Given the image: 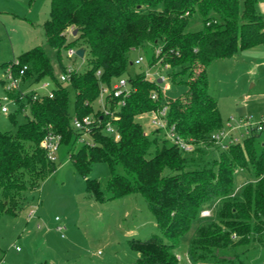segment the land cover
I'll return each mask as SVG.
<instances>
[{"label":"trees","instance_id":"16d2710c","mask_svg":"<svg viewBox=\"0 0 264 264\" xmlns=\"http://www.w3.org/2000/svg\"><path fill=\"white\" fill-rule=\"evenodd\" d=\"M256 4L257 0H50L42 30L62 73H67L62 49L88 51L86 71L71 70L65 82L74 90L79 119L94 113L102 87L111 88L124 76L133 50L158 47L160 54L154 61L169 68L187 67V91L174 100L160 93L156 81L143 76L130 79V94L120 98L123 104L115 112L119 140L104 135L102 126L109 117L98 109L96 116L102 118L90 132L93 144L81 145L69 158L76 172L86 178L85 192L98 203L133 193L146 201L160 236L129 241L137 253L135 264H179L175 250L193 225L188 243L192 264H243L254 243L264 248V151L257 156L253 150L259 133L247 136L243 145L236 142L219 153V148L213 150L210 137L222 130L223 123L217 102L209 94L207 75L214 61L264 45V16ZM193 16H198L201 27L189 31ZM16 59L15 73L26 68L23 85L48 78L55 89L50 97L36 100L31 99L32 93L24 98L17 92L8 94L18 103V112L29 110V118L15 132L0 131V214L9 215H16L19 196L28 185L38 187L56 168L40 146L44 136L58 134L60 145L65 141L73 146L82 135L72 126L67 89L55 76L49 55L36 46ZM175 79L173 74L170 81ZM153 93L156 100L151 99ZM116 101L106 95L108 112L116 110ZM163 106L178 134L193 141L191 153L181 152L166 140L158 147L137 121L140 114ZM95 162L106 163L110 170L103 190L97 179H87ZM117 166L124 175L115 173ZM244 172L247 178L237 187V177ZM213 205L217 206L213 215L200 216Z\"/></svg>","mask_w":264,"mask_h":264},{"label":"rangeland","instance_id":"374dc122","mask_svg":"<svg viewBox=\"0 0 264 264\" xmlns=\"http://www.w3.org/2000/svg\"><path fill=\"white\" fill-rule=\"evenodd\" d=\"M49 9L50 0H0V66L5 62L14 61L24 51L41 46L51 59L55 76L59 78L64 74L57 65L55 51L44 41L42 24L49 18ZM256 9L264 16V0H257ZM190 22L189 31L201 27L198 16H193ZM67 35L70 36V33ZM260 48L264 50V45L258 49ZM72 49L75 51L78 48ZM68 50H61V62L66 72L68 69L78 73L85 72L88 68V51L86 50L80 58L76 55L68 56ZM159 52L160 48L152 49L150 46L131 51L122 79L127 82V87H130L129 80L138 76L149 77L156 82L163 78L164 81L158 84V88L164 97L169 100L183 97L187 91V67L169 68L160 60L154 61ZM251 52L252 50H243L232 58L216 60L207 69L208 91L217 102L224 132L228 130V122L232 127L245 120L254 125L259 115L264 113V54ZM138 57H141L142 61L137 65L134 61ZM173 74L176 75L174 82L170 81ZM4 75V69L0 67V107L7 108L5 113L0 111V131L15 132L17 125L25 123L29 118V110L26 108L18 112V103L12 100L3 101L6 95ZM44 82H48L49 87L46 90H38ZM61 84L67 89V109L72 121L76 118L75 93L67 83ZM20 89L24 92L35 90L39 97H50L49 93L55 89V84L46 78L38 84H22ZM102 90L104 91V88L100 89V94L94 102V113L85 116L91 120L101 119L96 116L98 109L102 114L108 109L105 106L106 95L102 94ZM117 119L118 116L111 120ZM136 119L145 134L155 138L160 147L165 141L163 134L157 131L150 134L153 131L147 115L140 114ZM254 133L250 130V135ZM118 134L120 136L119 131ZM82 135L81 142L77 139L73 146H69L65 141V145H60L54 172L38 187L28 185L26 191L20 194L19 205L15 208L16 215L0 214V264H135L137 253L130 248L129 241L160 236L146 201L139 193L107 203H98L87 195L86 178L76 172L69 159L71 153L77 152L81 145L93 144L90 134ZM229 138L236 139L243 145L247 136L243 134L242 129L234 128L228 133L226 140ZM212 148L214 151L218 149L214 144ZM253 150L257 156L264 151V132L253 139ZM220 151L222 150L218 149L217 153ZM115 173L124 175L119 166L115 168ZM110 175L106 163L95 162L87 179H97L103 190ZM241 176L247 178L245 172L238 175L237 187L242 182ZM216 208L217 206L213 205L208 209L210 216ZM30 210H34L32 217H29ZM55 218L58 220L55 221ZM57 226L62 227V231H57ZM194 227L195 225L183 236L175 250L179 264H192L188 257V243ZM252 247L255 249L249 253L243 264H264V248L259 247L257 243Z\"/></svg>","mask_w":264,"mask_h":264},{"label":"built area","instance_id":"2783aa9c","mask_svg":"<svg viewBox=\"0 0 264 264\" xmlns=\"http://www.w3.org/2000/svg\"><path fill=\"white\" fill-rule=\"evenodd\" d=\"M67 53H68V56L75 55V51L73 49H69ZM141 61H142V58L138 57L134 61V64L138 65L141 63ZM17 65H18V60L15 59L14 61H12L10 65L3 68L4 74H5L4 77L6 81L4 85V90L6 92V95L3 97V101L7 102V101L12 100V102L16 103L15 99L11 98L8 95L11 92H17L21 98H24L26 93H32V97H31L32 100H36L37 98H40L39 96H37L35 90L24 92L20 89V86L23 84L22 76L24 75V71L26 68L22 67L17 73H15L14 69L17 67ZM70 71L71 69H68L67 73L61 74L59 76V81L61 83L62 82L65 83L67 81L68 73ZM145 79L151 81L149 77ZM160 80L161 82L164 81L163 78ZM48 87H49V83L44 82L39 86L38 90H46ZM103 88H104V91L102 90L103 91L102 94L110 95L113 99H117V104H116L117 107H120L123 104V100L120 98H125L126 96L130 94V91H131V87H127V82L124 79H122V77L116 79L112 83L111 88L102 87V89ZM166 88L167 87H164V89ZM51 94H52V91L49 93V95ZM151 99L156 100L157 94L153 93L151 95ZM0 111L2 113H5L7 112V108L2 106L0 107ZM116 111L117 110H114V112H111V111L108 112V110L106 109V111H104L103 113L105 116L109 117V120L106 121L102 127L103 133L109 138H112L113 140H119L120 138L118 134L117 126L113 122L115 120H111L112 118L115 119ZM145 114L149 118V123L152 126V131H157L163 134V137L167 141L168 144L176 146L183 153H191L194 150L195 146H194L193 141L190 139L186 140L181 135H179L175 124L169 121L168 116H167L168 114L167 106H163L162 108L158 110H151L150 112L145 113ZM92 120L89 117H84L81 119L76 117L71 121V123H72L73 128L76 131H79L81 133L83 132L84 134H90L93 128L101 124V119H97V121L95 120L92 121ZM114 125L116 126V128ZM226 128L228 129L226 132L220 130V131L212 133L210 137L212 144L216 145L221 150H226L229 144H234L238 142L236 139L232 140L231 138H229L228 141L226 140L228 137V133H230V131H233L234 128L242 129L243 134L245 136H250V130H252L255 133L264 132V113H261L259 115L258 121L254 125L250 124L247 120H245L244 122L242 121L240 124H238L236 127H232L230 122H228L226 124ZM82 136L83 135H81V137ZM80 140L81 138H79V141ZM60 143H61V137L58 134L49 132L44 136L43 140L40 143V146L45 152L46 158L49 161L55 162L57 160V153L59 151ZM244 181L240 182L239 185L243 184ZM32 215H34V210L29 211V217H32ZM208 216H210V210L207 209L201 212V217H208ZM57 220L58 219L55 218V221ZM56 230L60 232L62 231V227L57 226Z\"/></svg>","mask_w":264,"mask_h":264},{"label":"crops","instance_id":"0c3cea01","mask_svg":"<svg viewBox=\"0 0 264 264\" xmlns=\"http://www.w3.org/2000/svg\"><path fill=\"white\" fill-rule=\"evenodd\" d=\"M259 47H261V45L255 47V48L250 49V50H252L251 53H253V54H264V50H262V48L258 49ZM24 52H25V51H24ZM21 54H22V53H21ZM8 62H9V61H8ZM5 63H6V62H5ZM240 179H242V181L245 180V178L242 177V176L240 177Z\"/></svg>","mask_w":264,"mask_h":264},{"label":"water","instance_id":"95a60500","mask_svg":"<svg viewBox=\"0 0 264 264\" xmlns=\"http://www.w3.org/2000/svg\"><path fill=\"white\" fill-rule=\"evenodd\" d=\"M75 34H76V30L73 31L72 35H75ZM75 55L82 58L84 55V50L82 48H78L77 50H75ZM157 83L158 84L161 83V80L159 79Z\"/></svg>","mask_w":264,"mask_h":264}]
</instances>
